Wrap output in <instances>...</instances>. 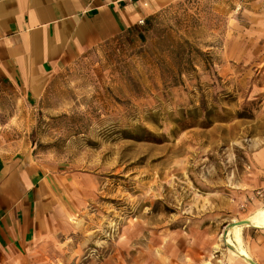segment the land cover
<instances>
[{
  "label": "rangeland",
  "instance_id": "1",
  "mask_svg": "<svg viewBox=\"0 0 264 264\" xmlns=\"http://www.w3.org/2000/svg\"><path fill=\"white\" fill-rule=\"evenodd\" d=\"M1 132L67 181L57 264H210L264 210V0H178L30 97L1 81Z\"/></svg>",
  "mask_w": 264,
  "mask_h": 264
},
{
  "label": "crops",
  "instance_id": "2",
  "mask_svg": "<svg viewBox=\"0 0 264 264\" xmlns=\"http://www.w3.org/2000/svg\"><path fill=\"white\" fill-rule=\"evenodd\" d=\"M176 1L0 0V82L30 97L62 68L133 34ZM4 134L10 133H0V264H57L62 252L73 250L79 229L67 181ZM258 155L264 166V150ZM263 229H231V244L215 251L210 264H250L246 258L264 264ZM172 264L202 262L190 256Z\"/></svg>",
  "mask_w": 264,
  "mask_h": 264
},
{
  "label": "bare ground",
  "instance_id": "3",
  "mask_svg": "<svg viewBox=\"0 0 264 264\" xmlns=\"http://www.w3.org/2000/svg\"><path fill=\"white\" fill-rule=\"evenodd\" d=\"M244 220L248 221V224H245V225H252V226L254 225L256 227H264V210L259 211L256 214H254L251 218L244 219ZM235 222H237V221H235ZM242 226H244V225H242ZM235 227H236V225L234 227H232L231 229L234 230ZM238 254H240V255H242L244 257H247V254L245 252H243V251H238Z\"/></svg>",
  "mask_w": 264,
  "mask_h": 264
},
{
  "label": "water",
  "instance_id": "4",
  "mask_svg": "<svg viewBox=\"0 0 264 264\" xmlns=\"http://www.w3.org/2000/svg\"><path fill=\"white\" fill-rule=\"evenodd\" d=\"M245 224H248V221L247 220H239V221H237V222H235V221H232V222H230L227 226L228 227H232V226H235V225H245ZM247 260H248V262L250 263V264H256L254 261H252L251 259H249V258H246Z\"/></svg>",
  "mask_w": 264,
  "mask_h": 264
},
{
  "label": "trees",
  "instance_id": "5",
  "mask_svg": "<svg viewBox=\"0 0 264 264\" xmlns=\"http://www.w3.org/2000/svg\"><path fill=\"white\" fill-rule=\"evenodd\" d=\"M151 20H152V18H151V19H150L145 25H143L140 29L134 31L133 34H134V35H138V34L142 33L143 30H144L145 28H147V26L149 25V23L151 22Z\"/></svg>",
  "mask_w": 264,
  "mask_h": 264
},
{
  "label": "built area",
  "instance_id": "6",
  "mask_svg": "<svg viewBox=\"0 0 264 264\" xmlns=\"http://www.w3.org/2000/svg\"><path fill=\"white\" fill-rule=\"evenodd\" d=\"M139 23H140V24H142V23H143V21L141 20Z\"/></svg>",
  "mask_w": 264,
  "mask_h": 264
}]
</instances>
